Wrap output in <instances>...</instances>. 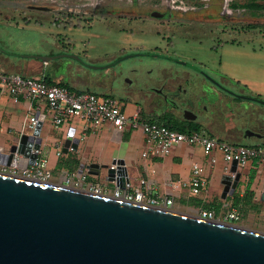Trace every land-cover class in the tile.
<instances>
[{"label":"water","instance_id":"water-1","mask_svg":"<svg viewBox=\"0 0 264 264\" xmlns=\"http://www.w3.org/2000/svg\"><path fill=\"white\" fill-rule=\"evenodd\" d=\"M29 57L45 63L62 57L81 60L65 54ZM33 118L37 124L32 133L21 134L7 152L0 151V164L9 165L15 153L29 158H20V167L34 164L37 154L32 150L41 148L45 114L37 111ZM245 135L260 137L250 130ZM78 144L69 132L61 151L76 150ZM83 169L96 176L105 170V180L120 190L128 183L122 160L111 166L90 163ZM240 176L232 161L221 179L229 195ZM0 264H264V232L166 206L0 173Z\"/></svg>","mask_w":264,"mask_h":264},{"label":"rangeland","instance_id":"rangeland-1","mask_svg":"<svg viewBox=\"0 0 264 264\" xmlns=\"http://www.w3.org/2000/svg\"><path fill=\"white\" fill-rule=\"evenodd\" d=\"M217 2L215 0L216 4ZM216 4L215 28L211 30V27L207 28L197 23L190 24L193 30L191 36L195 35L188 45H184L183 41L187 35L167 31L154 21L149 20L137 25L134 22L128 23L126 19L118 21L116 18L105 17L107 19H93L90 27L82 21L81 28L76 27L69 36L72 45H0V50L14 60L24 58L34 60L29 56L35 55L78 56L81 59L79 61L70 57L51 59L47 73L57 80L67 81L66 83L74 88V91L100 93L109 91L121 105H126V112H131L134 101L139 104L146 103L150 96L149 89L156 85L154 84L156 79L163 77V71L166 68L176 67L172 62L161 57L133 54L160 53L177 59H193L196 63L215 69L217 75H224L225 79L222 82L227 83L233 90L243 89V94L258 99L241 100V103H236L238 101L235 102L231 97L217 92L220 99L228 106L224 108L226 106L220 102L219 109L216 111L221 114L223 121L222 124L219 123L222 127L226 126L224 118L225 120L230 118L228 123L233 132L264 127V103L260 102H264V26L251 25L250 27L236 23L226 25L218 16L219 10ZM234 5L245 7L246 1H238ZM62 8L68 12L65 6ZM85 19L87 20L88 17ZM48 25L50 24L44 23L43 26ZM168 39L174 41L175 45H166ZM13 41H16V37H13ZM126 55L132 56L113 64ZM142 108L147 115L150 111L148 105L144 104ZM236 108L239 111L235 110ZM229 109L233 111L230 113ZM84 124L86 122L83 120L70 117L66 119L63 126L67 130L69 127L80 129ZM219 126L216 130L221 129ZM26 131L30 130L26 127ZM124 131H130V127L125 126ZM201 132L211 135L204 129H201ZM57 134L58 131L51 125V115L47 114L42 127V136L48 135L52 139ZM129 134L142 136L140 130L134 133L131 131ZM215 136L229 141L227 134L215 133ZM195 146L199 149L198 154L206 156L200 145ZM213 154L214 152L208 156ZM215 158L219 164L224 160L220 152H215ZM50 161L52 163V158ZM73 164L68 162L69 166ZM60 184L70 183L64 180ZM167 207L170 208L171 205L168 204ZM258 220L260 221L259 217L255 215V218L251 219L247 217L240 221L233 219L222 221L264 232V224L259 223Z\"/></svg>","mask_w":264,"mask_h":264},{"label":"crops","instance_id":"crops-1","mask_svg":"<svg viewBox=\"0 0 264 264\" xmlns=\"http://www.w3.org/2000/svg\"><path fill=\"white\" fill-rule=\"evenodd\" d=\"M57 32L52 24L47 27L24 25L18 20L8 18L5 13L0 15V45H25L24 41H20L24 38L35 41L40 39L43 42L42 44L36 41V45L38 43L39 45H57L55 37ZM13 37H16V41H13ZM7 56L0 50V71L4 73H17L40 80L48 76L52 78L54 84L67 82L57 80L47 73L50 62L27 58L14 60ZM95 93L109 95L107 91ZM142 105L144 104L134 101L131 112L127 113L134 111L144 113ZM122 107L126 110L125 104ZM37 111L45 114V119L47 114L50 115L43 103L31 102L24 97L15 100L7 89H0V151L7 152L11 145L18 142L21 134L32 133L33 130L28 125ZM144 115L147 118H153L150 113L147 115L144 113ZM84 122L86 124L80 129L69 127L68 130L64 128L63 123L57 129V136L52 139L48 135L42 136L41 129L40 151L46 158V168L50 172L52 183H62L64 175L71 177L75 175L76 178L78 174L83 173L86 184L99 186L103 193L114 195L118 188L114 183L105 180V170L101 169L97 176L90 175L83 169V165L97 163L111 166L114 160H122L125 164L128 183L123 190L119 189L121 195L134 194L138 191L143 194L144 200L155 199L161 202V205H164L166 199H171L173 204L170 208L191 213L209 211L220 220H228L231 212L238 215L237 219H233L236 221L247 217L255 218L257 215L260 219L259 223L264 224V201L261 199L264 189V163H260L257 159L238 166L241 176L234 193L229 195L228 190L226 191L221 184L222 176L229 171L225 169L227 165L225 160L219 164L216 159V162L212 164L210 156L200 155L195 145L186 144L174 146L171 153L166 156H159L151 151H148L147 156H143L147 146L141 131L142 136H137L129 134L137 130L130 129L120 133L109 123ZM26 127L30 130L29 132L26 131ZM69 132L79 139V144L76 150L69 149L65 154L61 149ZM259 143L264 142L251 144ZM68 162L74 164L69 166ZM195 167H201L207 179L206 188L198 195H192L186 187L181 186L182 182L190 180Z\"/></svg>","mask_w":264,"mask_h":264},{"label":"flooded vegetation","instance_id":"flooded-vegetation-1","mask_svg":"<svg viewBox=\"0 0 264 264\" xmlns=\"http://www.w3.org/2000/svg\"><path fill=\"white\" fill-rule=\"evenodd\" d=\"M216 1L217 4L215 0H0V15L5 13L8 18L24 25L34 23L40 27L44 23L52 24L58 31L55 35L57 45H72L69 36L76 27L81 28L83 22L90 27L93 19L103 20L105 17L116 18L118 21L126 19L128 23L134 22L137 25L154 21L167 31L187 35L183 41L184 45H188L195 35L191 36L193 30L190 24L197 23L211 27V30L215 28V4L219 10L218 16L226 25L236 23L250 27L264 26V0ZM238 1H246V6H235ZM64 6L68 12L62 8ZM20 41H24L25 45H36V41L43 44L40 39L35 41L24 38ZM166 45L175 43L168 39ZM161 58L172 62L176 67L166 68L163 77H158L154 82L156 85L149 89L150 96L144 104L148 105L153 118L174 127L197 124L218 139L220 138L215 133L227 134L229 141H224L232 144L264 142V127L250 130L260 134V137L245 135V131L233 132L228 123L230 118L227 121L224 118L226 126L222 127L221 114L216 113L220 102L226 106L224 108H228L217 92L241 103L244 99L240 96H246L243 89L233 90L222 82L224 75H217L215 69L196 63L193 59H177L167 54ZM232 111L229 109L230 113ZM217 126L221 129L216 130Z\"/></svg>","mask_w":264,"mask_h":264},{"label":"built area","instance_id":"built-area-1","mask_svg":"<svg viewBox=\"0 0 264 264\" xmlns=\"http://www.w3.org/2000/svg\"><path fill=\"white\" fill-rule=\"evenodd\" d=\"M8 90L10 96L15 100L24 97L33 102L38 101L44 104L47 111L51 115V125L57 130L66 121L73 117L90 123H109L116 131H124L125 126H129L131 130H140L144 136L147 151L143 152V156H147L148 151L159 156L169 155L174 146L179 144L200 145L205 155H210L212 164L216 162L215 152L223 155L227 165L225 169L228 171L232 161H236L238 166L245 164L249 160L257 159L260 163H264V143L255 146H243L232 144L216 137L204 134L200 131L195 132H179L172 130L164 124L155 122L139 121V112L134 111L127 113L119 101L108 94H98L91 91H74L66 86L58 84L47 85L42 79H34L24 77L17 73H4L0 71V89ZM37 120L32 118L29 128H35ZM36 153L37 157L33 165L23 168L19 166V159L29 158L20 154H14L9 165L0 164V173L12 176H20L27 179L51 182L50 172L46 168V158L42 156L40 149L32 153ZM68 186L75 188H83L87 191L101 194L103 193L99 186L91 183H85V174L80 173L76 176H63ZM84 184L86 186H84ZM186 187L192 195H198L207 186V179L203 175L201 167H195L192 170V177L188 181L181 183ZM118 198H124L128 201H136L149 205H158L155 199L150 201L144 200L141 192L134 194L124 193L121 195L119 189L111 195ZM173 204V200L166 199L164 205ZM205 218H215L212 212L202 211L197 213ZM229 219H237L235 212L229 214Z\"/></svg>","mask_w":264,"mask_h":264},{"label":"trees","instance_id":"trees-1","mask_svg":"<svg viewBox=\"0 0 264 264\" xmlns=\"http://www.w3.org/2000/svg\"><path fill=\"white\" fill-rule=\"evenodd\" d=\"M43 81L47 85L54 84V81L52 80V78H50L48 76H45L43 78ZM57 84L58 85H61V86H66V87L70 88L71 90H74V88H72L71 86H69L66 82H58ZM139 121H141V122L148 121V122H155V123H159V124H164L167 127H169L170 129L176 130V131H179V132H188V133H190V132H195V131L198 132V131L201 130V127L199 125H197V124H191L188 127H174V126H171L170 124H168L167 122H165L163 120H158V119H153V118H147V116H145L142 111L139 113ZM255 145L256 144H243V146H255ZM75 164H77V163L75 162ZM249 186L250 185H248V187Z\"/></svg>","mask_w":264,"mask_h":264}]
</instances>
